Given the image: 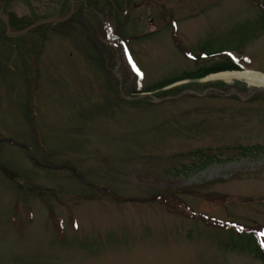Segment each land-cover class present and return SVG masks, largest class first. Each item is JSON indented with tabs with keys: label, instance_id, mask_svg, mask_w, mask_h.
<instances>
[{
	"label": "rangeland",
	"instance_id": "1",
	"mask_svg": "<svg viewBox=\"0 0 264 264\" xmlns=\"http://www.w3.org/2000/svg\"><path fill=\"white\" fill-rule=\"evenodd\" d=\"M3 1L0 264H264V0Z\"/></svg>",
	"mask_w": 264,
	"mask_h": 264
},
{
	"label": "trees",
	"instance_id": "2",
	"mask_svg": "<svg viewBox=\"0 0 264 264\" xmlns=\"http://www.w3.org/2000/svg\"><path fill=\"white\" fill-rule=\"evenodd\" d=\"M12 6H10V1L4 2L3 0H0V13H2L4 15H7L9 17V20H10V25L11 26H15V21L18 18L14 14L15 13L13 11L14 7H12ZM3 22L4 21L0 20V26L5 27V24ZM57 23H59V22H57ZM49 24H52V23H49ZM236 62H238V61H227V62H224L222 64H216L215 67H212V68L213 69H218L217 72L221 71L222 68H223V70H224V68H226V69H236V65H237ZM207 73H209V72H207ZM184 77H186L185 79L190 78L189 75L188 76H184ZM175 82L176 81L174 79H172V80L169 79V80L163 81L161 83H158L157 84V88L154 89V90H151V91H156V90H160V89L166 88L168 86L173 85V83L175 84ZM259 147L258 146H254V147H240L239 149L241 150V154L243 156H251L252 152L254 151V149H258ZM262 151H264V147H261V152ZM196 153H201V150L197 151ZM215 161H216V158L213 155L206 156L204 158V161L202 162V165L199 166L198 169L199 170L205 169L206 167H208L210 164L214 163ZM239 236H241V235H239ZM245 237L247 239L243 238V236L241 238L238 237V239L240 241H243L244 243L247 241L249 244H252V248L255 246L254 250L256 251V254H258V256L261 257L264 260V250L261 248V246L259 244H257V239H255V236L251 235V234H248ZM244 243H242V244L244 245Z\"/></svg>",
	"mask_w": 264,
	"mask_h": 264
},
{
	"label": "water",
	"instance_id": "3",
	"mask_svg": "<svg viewBox=\"0 0 264 264\" xmlns=\"http://www.w3.org/2000/svg\"><path fill=\"white\" fill-rule=\"evenodd\" d=\"M74 3V0H72V4ZM74 13V6L72 7V10L70 12L69 15L67 16H64V17H61V18H49V19H46V20H43V21H40L36 24H33L27 28H25L24 30H21V31H13L12 30V26L10 25V21H9V18L5 17L2 15V13H0V18L4 21L6 27H7V35L8 36H11V37H19L21 35H24L26 33H28L29 31H31L32 29L38 27V26H41V25H44V24H48V23H57V22H63L65 21L66 19L70 18L72 16V14Z\"/></svg>",
	"mask_w": 264,
	"mask_h": 264
},
{
	"label": "bare ground",
	"instance_id": "4",
	"mask_svg": "<svg viewBox=\"0 0 264 264\" xmlns=\"http://www.w3.org/2000/svg\"><path fill=\"white\" fill-rule=\"evenodd\" d=\"M231 77H239V78H245V79H249V80H258L263 82L264 84V76L258 74L256 71H245V72H233L230 73Z\"/></svg>",
	"mask_w": 264,
	"mask_h": 264
}]
</instances>
